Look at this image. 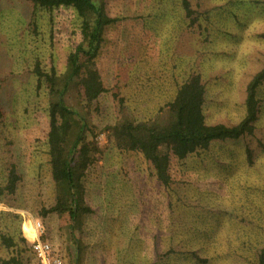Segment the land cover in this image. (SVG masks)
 I'll use <instances>...</instances> for the list:
<instances>
[{
    "label": "rangeland",
    "instance_id": "374dc122",
    "mask_svg": "<svg viewBox=\"0 0 264 264\" xmlns=\"http://www.w3.org/2000/svg\"><path fill=\"white\" fill-rule=\"evenodd\" d=\"M114 2L111 16L123 21L106 31L98 61L134 117L153 118L173 98L177 83L199 70L208 87V123L234 126L242 120L246 85L264 64V0H204L211 14L202 29L189 28L173 1L155 4L168 16L147 25L127 19L145 15V0ZM31 13L25 0H0V77L8 78L0 103L14 160L24 174L16 208L0 205V211L19 214L22 221L5 218L3 227L16 238L19 233L25 238L24 229L30 239L25 221L41 220L38 211L54 200L46 101L34 97L30 74L37 59L46 67L53 60L65 72L69 53L82 41L73 10L57 12L54 23L39 14L38 35L29 28ZM117 104L113 98L105 101L100 125L119 120ZM259 131L264 142V106ZM98 142L106 154L88 185V201L97 213L76 222L68 215L41 220L65 264H197L187 255L192 252L207 264H255L264 243L263 148L254 145L253 166L235 142L214 143L209 153L185 163L174 160V184L167 189L142 156L109 147L105 133ZM155 247L161 254L175 253L159 260ZM0 257H9L2 247ZM26 257L25 264H36L32 252Z\"/></svg>",
    "mask_w": 264,
    "mask_h": 264
},
{
    "label": "trees",
    "instance_id": "16d2710c",
    "mask_svg": "<svg viewBox=\"0 0 264 264\" xmlns=\"http://www.w3.org/2000/svg\"><path fill=\"white\" fill-rule=\"evenodd\" d=\"M110 1L25 0L32 12L29 28L35 35L40 29L39 14L48 16L49 22L54 23L55 14L61 10L76 13L82 35V41L67 57L65 72H59L53 60L50 67H46L37 59L30 74L36 83L34 97L46 101V146L54 192L52 204L42 206L37 213L42 221L68 215L71 222H76L82 216L97 213L88 201V185L106 154L98 142L102 133L106 134L109 147L113 145L122 154L142 156L153 177L167 189L174 184V160L185 163L202 156L211 151L214 143H241L250 166L256 158L254 145L264 149L259 131L264 106V64L258 66L246 85L245 115L234 126L208 123L205 112L208 87L199 70H193L182 83H177L173 98L161 106L153 118L138 120L134 117L121 88L109 87L108 77L98 61L107 44L106 31L123 21L111 16ZM164 1L175 3L189 28L202 29V20L211 14L203 8L204 0H145V15L127 19L145 20V25L149 21L157 22L168 16L164 9L155 6ZM7 81L8 78L0 77V95ZM108 98L118 103L120 118L114 124L102 126L99 119L105 115L104 103ZM6 125V113L0 103V205L16 208L24 174L14 160V142L7 135ZM5 218L22 221L15 212L0 211V247L9 254V257H0V264H25L26 255L34 252L20 233L16 238L3 227ZM46 231L44 240L52 244ZM154 251L159 260L175 253L161 254L158 247ZM187 255L197 264L209 262L198 252ZM255 264H264V243L256 253Z\"/></svg>",
    "mask_w": 264,
    "mask_h": 264
},
{
    "label": "built area",
    "instance_id": "2783aa9c",
    "mask_svg": "<svg viewBox=\"0 0 264 264\" xmlns=\"http://www.w3.org/2000/svg\"><path fill=\"white\" fill-rule=\"evenodd\" d=\"M27 223H30L33 228V238L30 239L27 237L24 229L23 233L25 238L30 242L36 259V264H65L64 255L50 242L44 240L47 231L43 222L41 220H28L25 221L24 226Z\"/></svg>",
    "mask_w": 264,
    "mask_h": 264
},
{
    "label": "bare ground",
    "instance_id": "6f19581e",
    "mask_svg": "<svg viewBox=\"0 0 264 264\" xmlns=\"http://www.w3.org/2000/svg\"><path fill=\"white\" fill-rule=\"evenodd\" d=\"M25 228H26V232H27V234L31 237V238H33V236H32V226H31V224L30 223H27L26 224V226H25Z\"/></svg>",
    "mask_w": 264,
    "mask_h": 264
}]
</instances>
